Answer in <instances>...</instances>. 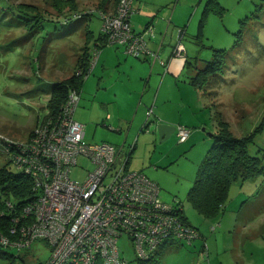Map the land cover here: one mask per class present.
Wrapping results in <instances>:
<instances>
[{"label": "rangeland", "instance_id": "obj_1", "mask_svg": "<svg viewBox=\"0 0 264 264\" xmlns=\"http://www.w3.org/2000/svg\"><path fill=\"white\" fill-rule=\"evenodd\" d=\"M71 1L75 8L68 4L59 10L55 0H0V132L6 136L24 140L48 112L53 85L74 74L76 59L84 48L94 55V39L100 32L99 0ZM154 1L144 0L135 27L131 24L133 29L145 30L147 41H158V31L167 23L168 32L174 28L175 42L183 47L176 46L180 45L187 55L172 57L177 62L176 70L165 71L162 66L147 103L141 99L149 91L126 80L124 60L115 51L123 53L125 59L142 58L126 54L115 44L97 47L99 53L90 72L86 78H79L80 100L74 118L84 125L85 142L106 141L118 147L124 144L127 149L133 146L128 168L142 171L155 181L160 199L178 203L181 214L200 230L189 245L161 248L158 264H190L189 256L195 259L191 264H197L200 244L203 256L208 255L205 261H214L215 240L220 237L227 239L217 249L222 264H264V171L245 180L234 179L224 210L216 216H205L187 197L221 122L235 136L250 135L247 150L264 165V0H159L161 3L155 5L158 10L151 6L147 11L148 2ZM117 4L118 0L114 10ZM72 10L92 13L63 25L57 21ZM146 18L150 27L142 30ZM85 29L89 30L87 38L81 32ZM214 54L222 59V66L211 80L212 93L206 88L208 100L190 83L192 75L187 70L194 75ZM163 72L166 79L158 93ZM136 88L137 92L131 91ZM115 89L118 93L126 91L128 98L115 101ZM158 94L165 118L176 127L189 129V140L179 142L177 131L159 140L153 113L151 119L146 117L147 107ZM4 147L0 138V168L18 172L14 165L6 164ZM90 167L92 164L80 156L70 177L81 180ZM117 246L125 264H137L126 233L118 237ZM5 251L13 256H0V264H43L49 255V247L42 241L28 250ZM224 251L238 256L231 260Z\"/></svg>", "mask_w": 264, "mask_h": 264}, {"label": "built area", "instance_id": "obj_2", "mask_svg": "<svg viewBox=\"0 0 264 264\" xmlns=\"http://www.w3.org/2000/svg\"><path fill=\"white\" fill-rule=\"evenodd\" d=\"M134 11L133 0H118L112 12L99 10L102 41L152 62L158 51L147 46L145 30L136 32L131 27ZM176 44L172 54L182 56L183 46ZM98 53L94 46L87 71L76 68L74 73L88 75ZM79 100V92L70 89L58 113L41 119L24 140L0 133L7 160L30 176L35 195L10 221L9 232L17 239L0 232V245L19 251L42 241L49 247L43 264H125L117 246L123 233L142 260L161 247L190 244L199 236L197 229L181 218L176 206L160 199L155 181L128 168L132 146L84 141V125L73 116ZM151 114L149 107L147 119ZM175 131L179 142L190 132L185 126H175ZM80 156L92 167L83 179H72L70 171Z\"/></svg>", "mask_w": 264, "mask_h": 264}, {"label": "trees", "instance_id": "obj_3", "mask_svg": "<svg viewBox=\"0 0 264 264\" xmlns=\"http://www.w3.org/2000/svg\"><path fill=\"white\" fill-rule=\"evenodd\" d=\"M68 4L71 6L73 5L75 8V5L71 0H55L54 3L59 10L65 9ZM91 13L92 11L89 10H72L67 14L64 13L61 15L57 21L63 25L75 19L90 17ZM94 40V46L99 47L105 45L102 41L101 32H99L98 37ZM217 50L224 51L221 49ZM89 58L90 53L87 48H84L81 55L76 59V67L86 72ZM221 66L222 59L214 54L213 58L208 60L203 68L198 69L194 75L190 76V83L199 89H205L204 91H206V93V88H208L209 92L212 93L211 85H213V82H211V80L220 72ZM82 75L85 78L87 76L84 73H74L57 81L53 85L48 102L49 110L42 119H45L48 116H54L58 113L61 104L67 97L68 91L70 89L78 91L79 78ZM221 123L223 124L219 129L212 134V144L209 146L201 160L194 182L187 194L190 203L198 211L208 217L216 216L224 210L223 207L228 198L229 187L234 179L238 178L240 180H245L264 171V165L261 164L260 158L256 155H250L247 150V142L251 136H235L227 129L224 122ZM0 133L2 134V132ZM2 152H4V150H2ZM6 164H10V162L8 161ZM0 192L3 194V199L0 200V232H3V234L8 235L11 239L15 240L17 239V235H12L9 232L10 221L12 218L18 216L24 205L35 197L32 189V179L29 175L21 171L10 172L5 167H1ZM9 202L11 203L9 204ZM169 204L176 206L181 214L182 208L178 203ZM180 216L186 223L191 224L184 215L181 214ZM182 244L186 243L178 242L175 243L174 246ZM7 248L10 247L0 245V256L5 254L13 256L5 251ZM160 249L155 250L150 255L149 259L142 260L135 258L136 263L158 264V254ZM199 252H201V250Z\"/></svg>", "mask_w": 264, "mask_h": 264}, {"label": "crops", "instance_id": "obj_4", "mask_svg": "<svg viewBox=\"0 0 264 264\" xmlns=\"http://www.w3.org/2000/svg\"><path fill=\"white\" fill-rule=\"evenodd\" d=\"M116 1L117 0H99V2H98L97 5L99 6V8L101 10H103L105 12H112L114 10ZM143 3H144V0L143 1L142 0H135V2L133 3L134 8H135V11L133 12V14H132V16L130 18L131 24L133 23V26H134V24L138 20V15L140 13V7H141V5ZM160 3L161 2L159 0L154 1V2H151V3L148 2L147 11L150 10L151 6H154V9L158 10L159 7L158 6H155V5L156 4H160ZM153 17H157V16H153ZM149 23H150V21L148 20V18H146L144 20V22H143V27L141 29L143 30L147 25H149ZM74 27H76V26H74ZM131 27H132V25H131ZM169 30H170L169 29V26L166 23V26L163 28V30L161 32L158 31V35L156 36L158 38V41L157 40L154 41L153 39H150L149 41H147V46L151 50L158 51V57L154 61H152V62L147 57H141L142 58L141 60H137V59H127V58L125 59V55H123V53H121L120 51H117V50L115 51V54L117 55V57L124 60V64H125L124 67H125L126 72H127V74H126L127 79L126 80L129 83H131L132 85H137V84L139 86L142 85L144 87V89H146L147 91H149L146 95L144 94V96L141 99L142 101H146L147 103L149 102V99H150L151 89H153L154 84L158 80L159 72L162 70V66H164V64H166L165 71H167L168 69H170L172 71L177 69V62L175 61V59L172 58V57H176V56L175 55L174 56L171 55V51L174 48V45L176 44V42H175V30H174V28H172L171 31L168 32ZM88 31H87V29H85V31L81 30V32L83 34H85L84 38H87L88 37L87 36ZM136 32H140V31H136ZM186 55H187L186 52H183V55L182 56L185 57ZM142 60H145L146 62H143ZM160 60L162 62H164V63H160ZM201 68H203V66ZM187 73H190V75H193L192 74V70H189L188 69L187 70ZM194 74H195V71H194ZM165 79H166V75L163 72L162 75H161V82L158 85L159 86V89H157V92L158 93L160 92V90L162 88V85H163ZM131 91L132 92L133 91L137 92L138 91V88H136V90H133L132 89ZM198 91L200 92V94L202 95V97H204L205 99H208L209 100V97L210 96H208V94L206 93V91L201 90V89L198 90ZM123 97H127L128 98V93L126 91H122V92L118 93V91L115 89V101L116 100H119V99H121ZM164 100H165V102H168L169 101V98L166 97V98H164ZM161 101L162 100L159 98V94H158L157 97L153 99L151 105L148 106L146 104V106H148L147 109L149 107L152 108L153 119L155 118V122H157V123H168V124L174 125V122H172V121H170V120H168V119L165 118L164 113H163V111H165V109H162V107H161ZM155 102L158 103V105H159V107H157V109H155ZM140 106H142V105H140ZM157 110L159 111L160 114H157L158 113ZM157 115H159V116H157ZM150 117H151V115H150ZM149 119H151V118H149ZM118 131L120 132V130H118ZM189 138L190 137H188L187 140H189ZM187 140H185V141H187ZM122 145H124V144H122ZM201 235H202V233H201ZM216 236H219V235H216ZM229 236H231V234H227L226 235V237H229ZM225 240H227V239L226 238L223 239L221 237L219 239H216L215 240V243H216V254H217V256L218 255H221V254H219V252H217V249H218V247H219L220 244L225 243ZM204 242H205V238H203V243ZM202 246H203V244L202 245L200 244L199 245V248L197 247V258H199L197 260V264H222L223 263V260L221 258L219 260L217 258V256L215 257L216 260H214V261L212 259H209V262L205 261V259L208 258V255H207V258H206V257L203 256V254L201 252H199L200 250L202 251ZM187 251L190 252L189 250H187ZM208 252L209 251H207V253ZM223 253H224V255L227 254L228 258H231V260L234 259L235 256H238L237 253L234 254V253H230L228 251H224ZM209 256H210V254H209ZM189 258H190V264L195 261V259H193L192 257L189 256Z\"/></svg>", "mask_w": 264, "mask_h": 264}, {"label": "water", "instance_id": "obj_5", "mask_svg": "<svg viewBox=\"0 0 264 264\" xmlns=\"http://www.w3.org/2000/svg\"><path fill=\"white\" fill-rule=\"evenodd\" d=\"M147 125H148V123H147ZM144 126H145V124H144ZM156 129L158 130L159 140L161 141V140L167 138L175 130V126L168 124V123H157Z\"/></svg>", "mask_w": 264, "mask_h": 264}, {"label": "bare ground", "instance_id": "obj_6", "mask_svg": "<svg viewBox=\"0 0 264 264\" xmlns=\"http://www.w3.org/2000/svg\"><path fill=\"white\" fill-rule=\"evenodd\" d=\"M73 116H74V114H73Z\"/></svg>", "mask_w": 264, "mask_h": 264}]
</instances>
